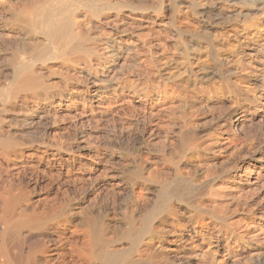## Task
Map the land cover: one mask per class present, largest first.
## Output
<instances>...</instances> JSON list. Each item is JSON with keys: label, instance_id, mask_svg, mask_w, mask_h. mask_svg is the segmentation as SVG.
<instances>
[{"label": "bare ground", "instance_id": "obj_1", "mask_svg": "<svg viewBox=\"0 0 264 264\" xmlns=\"http://www.w3.org/2000/svg\"><path fill=\"white\" fill-rule=\"evenodd\" d=\"M0 264H264V0H0Z\"/></svg>", "mask_w": 264, "mask_h": 264}]
</instances>
